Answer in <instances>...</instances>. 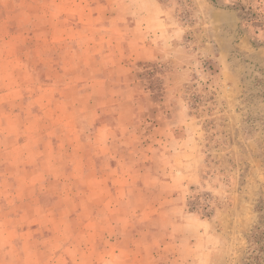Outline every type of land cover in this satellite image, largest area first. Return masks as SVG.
<instances>
[{
	"label": "rangeland",
	"instance_id": "obj_1",
	"mask_svg": "<svg viewBox=\"0 0 264 264\" xmlns=\"http://www.w3.org/2000/svg\"><path fill=\"white\" fill-rule=\"evenodd\" d=\"M9 84L23 94L0 97L1 113L47 156L16 160L15 181L33 177L6 192H40L31 233L57 236L51 255L62 235L76 243L60 263L264 264V0H0ZM46 138L68 144L54 153ZM11 243L1 264L22 263Z\"/></svg>",
	"mask_w": 264,
	"mask_h": 264
},
{
	"label": "crops",
	"instance_id": "obj_2",
	"mask_svg": "<svg viewBox=\"0 0 264 264\" xmlns=\"http://www.w3.org/2000/svg\"><path fill=\"white\" fill-rule=\"evenodd\" d=\"M69 1H72V0H69ZM73 3H75V1ZM21 14L29 15V13H26L23 11H21ZM61 16H62V13L58 12V14L56 13L53 14L52 18L59 19V17ZM52 21H53L52 23H56L54 22V20ZM75 30L77 31L76 27H70L69 34L73 33ZM52 32H55V33L61 32V29L60 28L57 29L54 26L52 27ZM67 36L71 37V35H67ZM10 40L11 39H9L8 41ZM28 72L30 71H28L27 69L23 71V73H28ZM0 92H1L0 97H3V98H5L6 96L7 97L12 96L14 98L15 94L16 95L23 94L21 90L15 88L11 84L6 86L4 89H0ZM60 96L65 97V94L60 93ZM44 97L47 98L46 101L51 102V99L50 97L48 98V95L47 96L44 95ZM52 97L54 98V96ZM5 102L6 100L0 101V103H3V104ZM8 109L13 111V109H10L9 107ZM67 109L68 107H65V106L62 107V109L58 107H54L52 114H55V115H59L62 113L67 114L66 112ZM28 120L29 119L24 118L23 125H26V123H28ZM26 127H28V125H26ZM61 129H66V128L62 127ZM68 129H71V128H68ZM19 130H20V126L16 122H14V119L5 117L0 111V170H1V165H3L2 166L3 171L0 172V227H3L4 232H5V234L0 235V257L8 258L11 256L12 248L10 246L9 248H7L6 244L12 241L13 243H11V245L14 244L15 247H17L16 245H19L17 249H19V254L22 259L21 264H48V263L64 264V262L60 263L59 259H64L66 257L76 258V254H74L75 252L74 248L76 246V243L74 240H70L69 236H67L68 238L64 235L60 236L59 239L62 240V243L56 246L55 248H53L52 250L53 253L51 255L49 251H47L46 247L48 246L46 242H49V245H50L49 247H52L54 245V241L57 239V236L53 235L52 237L50 236L48 238L45 235H39L38 233H34V234L31 233V231L37 232V229L40 226L38 219L40 218L41 209L43 208V205H44V203H42L40 200L41 199L40 192L37 193L36 189H34L33 193L29 195L22 194V193L20 194L16 193L12 195V193L6 192V187H5L6 181L9 182L11 187L12 186L16 187V185H19V190L21 191L22 190L21 188L23 189L26 188L25 185H28V182H30V180L33 177V176L30 177L25 182L21 180L15 181L14 179L15 177L13 178V175L10 172L11 166L17 165V164L21 166L27 165V163L21 164V162L16 161V160H19V159L26 160L29 158V156H38V157H41V155H43V157L47 156L45 152L39 153V155H36L34 151L31 150V148L35 147L34 140H32V135L27 133V138L24 140H19V138H15L14 137L15 132L19 136ZM25 130L29 132L28 128H26ZM105 134H106V131H102V132L97 133L96 135L103 136ZM61 135L62 133L59 135V138H61ZM41 142L44 148L50 147L51 151L54 153L55 152L57 153V150H53L54 147H59L58 150H60V148H63L68 144V141L65 142L62 139L55 141L52 138H46ZM80 143L81 142L76 141V139L71 140V144H74L76 146L81 145ZM86 144L87 143L84 142V145L87 146V148L91 146V145H86ZM108 144H109V140L107 138L106 139L100 138L99 145L96 146V149L101 150L103 146H106ZM36 146H40L39 143H37ZM86 149L83 150L82 159H81V161H83V167L85 169H83L82 167L83 173L82 174L76 173V176L79 178L85 177L86 179H88L92 177V173H91L92 171L88 169L90 166L88 165L84 166V164L87 163V161L89 160L87 157L90 155V152L89 151L87 152ZM100 154H103V152L101 151ZM73 168L78 169L79 167L77 165H74ZM42 174H45L47 176L49 175L47 174V172H44ZM18 178L22 180L27 179L26 177L23 176V174H19ZM11 196L12 197L17 196L19 200L20 209L19 211H16L15 213L12 209V206H6L4 203L5 201H8L10 198H12ZM27 215H29L31 219L29 223L26 221L28 219ZM63 216H67V212H63ZM13 219L15 220L14 221L15 223H13ZM68 219H73V217H70ZM67 221L68 220L66 219L65 222ZM65 222H63L62 224H64ZM13 227H14V231L18 234L12 237H8L6 235V232L8 231V229L12 230ZM65 227L66 226H63L61 230L64 231ZM60 233L61 232H57V235ZM117 242L118 244H122V239H119ZM88 243L90 244V246H87V244H85L86 250L82 253L81 256H86L87 258H93V255L90 253L89 248L90 247L94 248L93 243H95V241L92 242V240L89 239ZM117 250H118L117 253L113 252V256L117 260H122L121 258L123 256L124 251L122 250V248L117 249ZM45 253L46 254L49 253L50 254L49 259H51V261L48 259L46 263L43 261ZM111 255L112 253L109 254V256ZM91 261H92L91 259L87 260V264H90ZM77 264H86V263L79 262Z\"/></svg>",
	"mask_w": 264,
	"mask_h": 264
}]
</instances>
